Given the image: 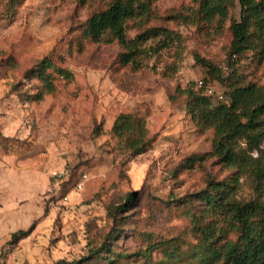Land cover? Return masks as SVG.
<instances>
[{"label": "rangeland", "instance_id": "374dc122", "mask_svg": "<svg viewBox=\"0 0 264 264\" xmlns=\"http://www.w3.org/2000/svg\"><path fill=\"white\" fill-rule=\"evenodd\" d=\"M110 1L0 0V264H204L195 196L234 170L209 156L214 130L197 126L181 91L193 85L217 105L231 85H264L262 43L231 56L239 0L212 23L199 20L195 0H140L150 14L128 21V37L162 27L178 38L140 57V66L121 65L117 40L83 36ZM46 57L73 74L47 70L51 93L32 72ZM197 57L221 70V80ZM129 113L145 119L151 139L137 156L113 132ZM261 150L264 141L254 156ZM129 194L136 199L123 207ZM235 197H258L248 176Z\"/></svg>", "mask_w": 264, "mask_h": 264}, {"label": "trees", "instance_id": "16d2710c", "mask_svg": "<svg viewBox=\"0 0 264 264\" xmlns=\"http://www.w3.org/2000/svg\"><path fill=\"white\" fill-rule=\"evenodd\" d=\"M195 1L199 4V20L206 23L226 19L232 6V0ZM239 1L241 20L234 22L231 27L232 57L242 56L255 49L260 42L264 51V0ZM149 14L148 2L111 0L107 8L88 19L83 36L95 43L110 36L122 47L118 64L140 66V57L158 52L168 47L174 38H178L175 31L162 27L149 28L129 38L128 21H142ZM159 36H163V39H160L156 47L144 46L148 40ZM197 59L208 68L210 74L216 71V78L221 80V70L205 59ZM49 69L65 79L73 78L69 69L57 67L48 57L44 58L32 72L41 79L48 93L54 91L53 81L45 76ZM181 93L188 96L186 108L197 126L201 130H214L213 149L209 156L216 157L219 164L234 170L226 180L211 179L207 188L195 196L203 205L199 215L195 216L198 221L196 230L207 248L203 262L264 264V150L257 156L253 154L264 141V85H231L229 101L217 105L213 104L209 94L202 89H194L193 85ZM170 98L174 100L175 96L171 95ZM113 132L120 138L125 137L126 147L134 156L142 154L151 142L145 119L132 113L119 115ZM243 142L246 147H242ZM243 176L253 181L258 194L256 199L248 202L239 201L235 197ZM135 197V194H129L123 207L132 204ZM207 218L208 221L201 225L200 221H206ZM229 232H235L236 236L228 238Z\"/></svg>", "mask_w": 264, "mask_h": 264}, {"label": "built area", "instance_id": "2783aa9c", "mask_svg": "<svg viewBox=\"0 0 264 264\" xmlns=\"http://www.w3.org/2000/svg\"><path fill=\"white\" fill-rule=\"evenodd\" d=\"M200 83H201V85L203 84L202 81H201ZM207 94H208V93H207ZM220 99H223V100H225L226 102L229 101L228 98L224 99V96H223V95H220ZM87 180H88V177H87V175H85L83 181H82L81 183L78 184V187H77L78 190H82V189H83L84 184H85V182H86ZM68 199H69V196H68V195L64 197V200H65V201H68Z\"/></svg>", "mask_w": 264, "mask_h": 264}]
</instances>
